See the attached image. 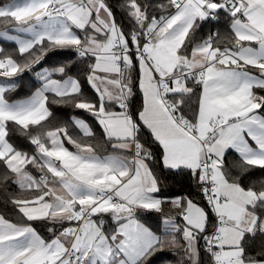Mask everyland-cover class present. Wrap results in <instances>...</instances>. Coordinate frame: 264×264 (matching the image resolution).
<instances>
[{"label": "snow or ice", "instance_id": "1", "mask_svg": "<svg viewBox=\"0 0 264 264\" xmlns=\"http://www.w3.org/2000/svg\"><path fill=\"white\" fill-rule=\"evenodd\" d=\"M119 10L0 0V264H264V0Z\"/></svg>", "mask_w": 264, "mask_h": 264}, {"label": "trees", "instance_id": "2", "mask_svg": "<svg viewBox=\"0 0 264 264\" xmlns=\"http://www.w3.org/2000/svg\"><path fill=\"white\" fill-rule=\"evenodd\" d=\"M123 2V0H109V3L113 6L115 13H116V17L117 20L119 21L120 19H122L121 17V12L119 10V5ZM208 25L206 24L204 26V30L201 33V35H206L208 32ZM216 28L219 29L220 33L222 35H227L228 31H227V25L222 21L220 24H217L215 26ZM0 45H2L3 47H5L6 50H12L15 48L14 44H4L2 41H0ZM44 66H50V65H44ZM34 75V74H32ZM20 83L23 85L22 89L18 92V93H14L13 98H25L29 95H31V93L33 91H35V89L37 87H39V83H35L32 79L29 78V75H26L24 77V79L22 81H20ZM85 93L88 94V87L85 84ZM53 112L55 113L56 117L58 118V120L60 121H64L67 120L69 116L76 114L70 107H66V106H56L53 105L52 107ZM97 132H99V129H97ZM15 135V134H14ZM238 160V157L235 156L234 153H229L228 154V159L226 160V164H228L229 166H231L232 162ZM233 174L236 175L237 174V170H233ZM168 176L167 173H161V182L162 185L165 189H170L174 194H180V193H189L192 192L193 194H195V189L191 188L188 186L187 182H185L184 184L181 183H177L175 182L170 176H168L167 179H165V177ZM259 178H264V172H261L259 170H256L253 176L250 177H246L245 178V183H248L252 180H256ZM0 207H3V205H0ZM169 205H165L164 206V210L165 212L168 211L169 209ZM153 217L156 216L155 213L152 214ZM166 259H174V257L172 256H168L165 257ZM160 257H156L155 259H153L152 264H159L160 262ZM205 260H207V257H204Z\"/></svg>", "mask_w": 264, "mask_h": 264}, {"label": "rangeland", "instance_id": "3", "mask_svg": "<svg viewBox=\"0 0 264 264\" xmlns=\"http://www.w3.org/2000/svg\"><path fill=\"white\" fill-rule=\"evenodd\" d=\"M46 67V66H45ZM36 71H39V69H36ZM40 86V85H39Z\"/></svg>", "mask_w": 264, "mask_h": 264}]
</instances>
